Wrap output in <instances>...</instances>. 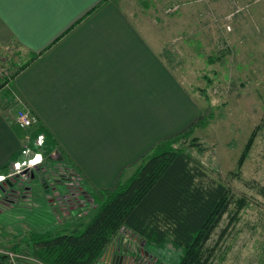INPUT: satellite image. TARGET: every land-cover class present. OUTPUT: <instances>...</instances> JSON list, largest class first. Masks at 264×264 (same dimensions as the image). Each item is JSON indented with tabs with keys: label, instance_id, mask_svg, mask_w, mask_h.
<instances>
[{
	"label": "crops",
	"instance_id": "crops-1",
	"mask_svg": "<svg viewBox=\"0 0 264 264\" xmlns=\"http://www.w3.org/2000/svg\"><path fill=\"white\" fill-rule=\"evenodd\" d=\"M101 1L0 0V48L21 63L41 54L13 80V96L0 94V179L42 127L54 142L44 147L81 178L85 191L74 210L90 205L88 215L81 213L85 219L93 212L95 190L112 188L121 175L128 179L134 163L158 142L201 116L185 84L162 59L160 39L144 33L126 0H110L74 26ZM16 97L38 117L36 126L15 124ZM39 183L46 190L47 183ZM15 190L0 188L6 217L0 232L10 228L4 223L19 206ZM52 192L50 205L65 206L69 191L53 186Z\"/></svg>",
	"mask_w": 264,
	"mask_h": 264
},
{
	"label": "rangeland",
	"instance_id": "rangeland-1",
	"mask_svg": "<svg viewBox=\"0 0 264 264\" xmlns=\"http://www.w3.org/2000/svg\"><path fill=\"white\" fill-rule=\"evenodd\" d=\"M126 1L131 15L146 27L144 33L149 30L152 38L160 39L162 59L180 77L201 113L211 116L208 125L196 128L192 135L199 139L203 151L187 144L183 149L201 163L211 179L244 201L236 221L229 224L230 214L225 215L207 244L214 249V263L264 264V132L255 138L236 175V162L263 113L264 0ZM1 51L12 64L17 60L11 50ZM28 148L38 153V163L20 172L24 176L34 172L33 179L28 176L17 181L13 177L19 206L4 223L10 228L0 232L1 250L27 241L36 231L56 232L84 222L81 213L88 215L91 209L83 203L74 210L85 190L80 183L77 188L81 192L71 189L74 186L64 177L69 166L44 146L38 149L31 143ZM42 180L48 185L46 190L39 183ZM53 186L69 191L65 206H58L59 202L50 205ZM1 208L0 219H4ZM21 254L32 258L24 250ZM178 255L170 243L148 247L128 231H120L96 264H175ZM18 264L38 263L27 259Z\"/></svg>",
	"mask_w": 264,
	"mask_h": 264
},
{
	"label": "trees",
	"instance_id": "trees-1",
	"mask_svg": "<svg viewBox=\"0 0 264 264\" xmlns=\"http://www.w3.org/2000/svg\"><path fill=\"white\" fill-rule=\"evenodd\" d=\"M109 1H101L74 26ZM40 55H32L23 62L17 74ZM210 117L202 112L186 129L161 140L135 162L128 179L123 181L121 175L112 188L95 190L93 212L86 222L56 232L36 231L27 241L23 238V242L8 250L18 253L24 250L41 264H96L117 234L128 231L148 247L160 248L170 243L179 251L175 264H215L214 249L208 247V242L222 218L230 214L229 224H232L245 205L243 199L234 198L226 185L211 179L201 163L182 147L187 144L198 152L203 151L199 139L192 135L196 128H205ZM260 132H264V100L260 122L250 133L236 162L237 172ZM38 135H43L45 145L54 146L42 127H38ZM34 155L31 152L29 157ZM232 207L234 210L230 211ZM0 264H6L4 255H0Z\"/></svg>",
	"mask_w": 264,
	"mask_h": 264
},
{
	"label": "built area",
	"instance_id": "built-area-1",
	"mask_svg": "<svg viewBox=\"0 0 264 264\" xmlns=\"http://www.w3.org/2000/svg\"><path fill=\"white\" fill-rule=\"evenodd\" d=\"M175 8L173 7L170 11L173 12ZM0 48V94H10L11 93V84L13 80L16 78L18 67L22 64H17L16 61H12L13 64L10 62L11 58L6 57ZM13 60V59H12ZM12 95V94H10ZM13 96V95H12ZM16 100V108H15V114H14V121L15 124L20 129H28L36 126L39 123L38 117L23 103L21 99L18 97L15 98ZM33 146L35 148L40 149V147L44 146V137L43 135H38L35 140L33 141ZM32 152V149L25 147L21 151V158L17 161L13 162L11 169L13 171H10L9 175L6 177H2L0 181L4 179H9L17 176L20 174V172L23 170V168H30L32 166H35L38 163V160H36V157H39L38 154L34 155L33 158H29L30 153ZM72 169L69 168L68 176H64L68 181H70L72 189L75 188V190L80 191V188H77L79 180L77 178V175L74 173V171H71ZM31 175V174H30ZM29 175L23 176V178H28ZM30 177V176H29ZM79 187V186H78ZM0 255H4L6 257V264H18L20 261L30 259L34 262L39 263L38 261L29 258L27 256H23L21 252H14L11 250H1L0 249Z\"/></svg>",
	"mask_w": 264,
	"mask_h": 264
},
{
	"label": "water",
	"instance_id": "water-1",
	"mask_svg": "<svg viewBox=\"0 0 264 264\" xmlns=\"http://www.w3.org/2000/svg\"><path fill=\"white\" fill-rule=\"evenodd\" d=\"M23 176H24V173H21L20 175L15 176V178L17 179V178H19V177H23ZM32 179H33V176H32ZM8 183H9V182H8ZM8 183H7V181H4V182H2V183L0 184V188L2 189V191H5L6 187H8V186H10V187L13 186L12 183H9V185H8ZM29 189H30V188H29Z\"/></svg>",
	"mask_w": 264,
	"mask_h": 264
},
{
	"label": "flooded vegetation",
	"instance_id": "flooded-vegetation-1",
	"mask_svg": "<svg viewBox=\"0 0 264 264\" xmlns=\"http://www.w3.org/2000/svg\"><path fill=\"white\" fill-rule=\"evenodd\" d=\"M36 166H37V165H35V167H36ZM38 169H39L38 167L35 168V171H38ZM19 178H21V177H19ZM14 180H15V179H13L12 182H11L13 186H15V181H14ZM16 180L18 181V178H17ZM17 181H16V182H17Z\"/></svg>",
	"mask_w": 264,
	"mask_h": 264
},
{
	"label": "bare ground",
	"instance_id": "bare-ground-1",
	"mask_svg": "<svg viewBox=\"0 0 264 264\" xmlns=\"http://www.w3.org/2000/svg\"><path fill=\"white\" fill-rule=\"evenodd\" d=\"M8 193V192H7Z\"/></svg>",
	"mask_w": 264,
	"mask_h": 264
}]
</instances>
